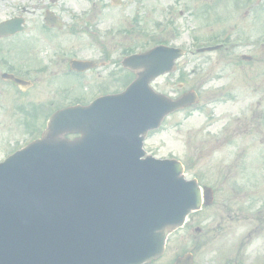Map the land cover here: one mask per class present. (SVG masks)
I'll return each instance as SVG.
<instances>
[{"label": "water", "instance_id": "water-1", "mask_svg": "<svg viewBox=\"0 0 264 264\" xmlns=\"http://www.w3.org/2000/svg\"><path fill=\"white\" fill-rule=\"evenodd\" d=\"M175 57L159 48L129 59L143 71L126 92L57 112L41 140L0 165V264H142L162 253L201 201L177 163L141 160L140 136L180 105L148 88L170 69L159 60Z\"/></svg>", "mask_w": 264, "mask_h": 264}, {"label": "rangeland", "instance_id": "rangeland-1", "mask_svg": "<svg viewBox=\"0 0 264 264\" xmlns=\"http://www.w3.org/2000/svg\"><path fill=\"white\" fill-rule=\"evenodd\" d=\"M156 1L172 3L176 14H174V18L170 21L169 25L165 24L161 27V35L156 36L155 39L158 41L169 42L170 44L178 47H188L189 40L192 36L191 29L195 22L191 18L187 17V0ZM34 2L35 1L33 0H0V22L7 19L8 17H15L22 14V8H30L29 5ZM156 19H158V17L151 18L146 23L142 24L144 26L143 28L148 33H152V35L156 33L155 26L153 25V21ZM104 26L114 29L122 27L117 23V21L112 24H104ZM243 27L245 30L248 29V25H243ZM169 28L173 33L167 31ZM222 28V26H219V29ZM100 31L103 32L102 29H100ZM242 31L244 32V30ZM116 36L118 35H115V37ZM250 36V39H248L243 46H239L235 51L237 55L245 54L247 56H251L252 60L248 64L245 65L240 63L239 66L232 67L234 65H228V63L225 61L216 63L214 56H212L210 62V64H214L215 66L217 65L218 68L223 69L224 75L223 80L217 81L213 85L220 86L221 84L225 83L229 92L232 94V96H236V99L212 106H206L204 103V90L197 88L195 84L191 82L189 84H185L187 88L194 87L196 90L201 91L203 100L200 106L197 107L199 109L192 112L189 117H186L185 114H178L176 116L170 117L164 122L162 128L159 131L149 133L144 143V150L148 155L154 156L156 158H175L182 161L185 163L186 178L190 179L193 171L192 168H194V170L196 169L197 171H202L204 168H208V165L209 167H215L216 163L218 162V159L214 158L218 156L217 154L210 158L205 150L200 151L199 149H194V155L190 153L192 149L188 148V145L199 146L203 144H213L210 138H204V130L209 131L213 135L218 134L224 124H228V122L237 118L238 122L240 123V131L242 129H257L259 139H263L264 127L262 126L260 131V129H258L256 126L257 121L252 119V115L254 113H264V46L254 45L253 41L251 40V38L254 37V33ZM255 36H258V34L255 33ZM124 37V35H121L118 38H113L107 41L113 46L112 58L114 60V67L112 68V71L117 70L113 75L114 82L111 83V85L109 83L108 87L96 85L97 82L103 83L108 80V72L106 70L105 71L107 73H103L102 71L92 74L88 73L86 76L88 78L90 77V79H88L90 82L85 81L86 79L83 81L78 80L75 75H66L68 80H66L63 85H60V83L64 81L63 76L57 80H53L48 77L46 78V88L44 87V83H39L35 85L33 88L34 90L25 92L24 97H17L13 90L4 87L3 84L0 83V159H2L8 151L25 145V143L31 139V135L25 133L23 128L20 126V121H22L21 117L16 116L12 111L15 105L24 98L26 101L29 99V101H39L41 103L43 98L46 97V111H49L53 110L54 108L56 109L59 106L72 104L74 102L83 104L91 96L99 94L100 91H108V93H117L122 91L126 86L124 85L125 82L123 84H119L115 82V79L117 78L119 80H126L128 78V74L120 70L119 61L125 54L124 52L126 50L143 46L148 42L147 39L141 37L140 35L138 36V34L129 36L127 35L128 39L126 40ZM63 42L67 44H73L74 46L76 43H78L77 41H74L68 37H63ZM18 43V41L11 40L0 42V51L7 52V55L2 54V56H0V74L5 70L6 66L2 59L3 56L9 61H12L14 58H11L13 56L10 55L12 54L16 56L22 51V48ZM80 43L83 49L79 51V53L87 57L95 58L94 54H96L97 51L94 47L90 48V46H85L88 44L85 36L80 38ZM228 54H231V52L229 51ZM69 55H73V53H69ZM227 56L228 55L226 54L225 59H227ZM200 67L201 69H204L207 67V65L204 64V62H200ZM61 68L62 67L54 69L52 72L55 71L58 73V75H62L63 69ZM98 75L100 78L93 81L92 78L98 77ZM201 75L202 72L199 71L194 77L197 79ZM175 80V77L160 79L152 86L158 92L172 94L175 87H173L172 82ZM91 81L95 84L91 83ZM46 113L48 115V112ZM44 121L45 120H41V124L44 123ZM233 127L232 130L236 129V126ZM240 134L241 132L238 133V135ZM190 137H192V139L189 142L188 140H190ZM256 141H258V139H256ZM235 143L236 145L255 144L253 139L249 136H238ZM256 144L258 145L255 149L257 152L252 151V155L257 159L260 154H264V148L259 147L258 143ZM198 157H202V159L196 160ZM192 161L195 163L192 164ZM209 176L210 178H207L206 181L208 183H205L204 185L214 188L215 198L213 205L210 209L203 210L201 213L195 214L193 216L194 227L190 222H188L184 228L172 233V235L167 240L165 253L158 261L152 264H172L177 257L182 256L187 252L194 254V261L196 264H225L226 262H230V260L224 254V248L231 250V247L235 244L236 238L228 235L224 241V239L221 238L223 233L222 230H219V226H223L224 229L227 228V224H225V222L223 223V220L224 216L229 215L235 220L233 223H229L231 225H229L230 228H232V230L239 228L243 231V229L240 228L242 227L241 224L237 223L236 220L239 219V216L243 217L249 213L245 211H233L237 204L243 208L250 207L251 200L239 196L230 198L229 195H226V198L228 199L226 203L228 207H226L231 212H222L223 210L221 203L224 200L225 194L221 191V185H219L218 180L215 178L217 173L212 174L210 172ZM259 186L264 188V183L260 184ZM200 218L202 220L204 219L202 224L196 226L200 229V233H195L194 229L196 220ZM220 221L222 222L220 223ZM253 223L255 225H264V219L253 220ZM219 233H221V235ZM249 244H251V246L248 248L252 252L247 251L249 254L243 259V263L255 264L261 260L264 261V233L257 234V237L251 239ZM252 247H254L253 250Z\"/></svg>", "mask_w": 264, "mask_h": 264}, {"label": "flooded vegetation", "instance_id": "flooded-vegetation-1", "mask_svg": "<svg viewBox=\"0 0 264 264\" xmlns=\"http://www.w3.org/2000/svg\"><path fill=\"white\" fill-rule=\"evenodd\" d=\"M67 0H36V4L32 9V16L34 22L44 27L45 33H40L46 41L50 40L52 35L50 34V28L44 26V19L47 13H52L65 21L72 22L71 13L66 9ZM94 13L92 16L96 18L100 16L102 18L110 19L115 10H118L120 14L136 15L144 14V8L146 7L145 0H124L120 6H114L116 3L114 0H94ZM241 1H223V0H189L188 13L191 18L198 20L209 19L210 21H219L229 24L237 25L242 20L243 15H248V12L243 14ZM253 12V11H252ZM70 18V19H68ZM108 21V20H107ZM232 169L225 168V177L223 182L229 179Z\"/></svg>", "mask_w": 264, "mask_h": 264}]
</instances>
